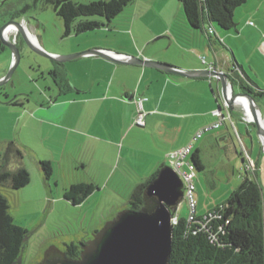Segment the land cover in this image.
Here are the masks:
<instances>
[{"label": "crops", "instance_id": "0c3cea01", "mask_svg": "<svg viewBox=\"0 0 264 264\" xmlns=\"http://www.w3.org/2000/svg\"><path fill=\"white\" fill-rule=\"evenodd\" d=\"M175 1L179 4L178 15L167 26L152 30L149 39L138 40L131 22L124 30L97 28L105 30L103 35L110 37L108 43L68 39L64 49L51 52L104 48L184 70L213 67L229 75L231 68L224 65L227 57L218 55L217 43L222 41L204 31L190 29L184 22L180 2ZM179 15L182 20L175 29ZM24 23L35 42L49 50L32 22ZM121 31L125 37L120 36ZM153 36L164 41L154 42ZM64 68L68 85L55 88L52 101L18 105L25 121L31 118L38 126L53 129V157L48 156V161L52 165L50 176L53 174L54 185L56 188L60 185L61 192L77 181L93 182L96 186L93 191L109 184L132 189L138 182L136 176L145 178L161 165H169L171 151L192 143L186 160L196 152L203 164L201 153L205 143L231 140L233 132L241 145L238 166L259 180L264 169L261 143L255 140L249 128L252 122L245 119L243 111L235 105L230 109L224 103L216 78L187 77L96 55L68 61ZM139 100L145 111L143 126L134 124ZM219 106L221 115L215 113ZM221 118V124L213 127ZM205 127L211 128L195 139V134ZM254 140L259 145L257 153ZM250 163L253 167L247 170ZM195 213L205 214L197 208Z\"/></svg>", "mask_w": 264, "mask_h": 264}, {"label": "rangeland", "instance_id": "374dc122", "mask_svg": "<svg viewBox=\"0 0 264 264\" xmlns=\"http://www.w3.org/2000/svg\"><path fill=\"white\" fill-rule=\"evenodd\" d=\"M178 11L179 4L175 0H133L111 19L108 27L124 30L132 22L133 33L137 39H149L152 37V30L164 24L167 26L178 15ZM24 15L32 22L36 33L43 38L49 49H44L47 52L58 48L64 49L68 39H86L100 44L108 43L110 40V37L103 35L105 30L101 29L64 36L62 19L57 15L54 5L52 7L46 0H37ZM181 15L177 17L178 25L182 20ZM91 18L105 22L102 16ZM234 20L236 26L231 29H222L216 23H212L216 32L211 37L222 41L217 43L218 55L223 54L227 57L224 65H229V68H232V62L236 61L243 72L236 70L237 73L244 80H246L245 76L248 77L263 89L264 0H246L235 8ZM121 32L120 36L125 37L124 32ZM6 36L11 39L13 31L9 30ZM152 39L155 40L154 42L164 41L159 36H153ZM68 53L59 52L58 54ZM11 59V51L8 48L0 51V76L8 71ZM67 62H64L63 67ZM50 63V59L33 52L22 55L11 78L0 86V92L8 94V96L0 94V156L6 144L14 141L22 151L21 163L30 175L29 182L18 189L0 188V192L7 199V210L12 217V222L27 230V244L23 258H29L36 250L40 251L54 241L57 244L69 242L91 232L112 217L116 211L128 205L127 197L132 190L125 185L118 187L109 184L107 187L93 191L81 203L73 204L63 197V192L59 189L60 185L56 188L53 174L47 177L40 169V160L48 161V156L53 157V129L46 125L38 126L31 118L25 121V116L19 112L18 105L10 104L8 101L16 97L22 98L23 105H32L36 102L45 103L48 97H53V78L51 79L47 73ZM46 85L52 88L45 90ZM233 89L235 92L240 90L236 78H234ZM259 105L264 114V97L260 98ZM249 128L253 130L255 140H258L253 123ZM248 139L250 140L249 137ZM255 140L254 151L257 153L259 145ZM205 145L206 148L201 153L203 168L196 169L193 177L195 209L204 213L227 199L245 175L242 168L238 166L241 145L234 132L231 140H220L217 143L211 142ZM38 155L41 158H37ZM15 165H17L15 162H11L9 167L12 168ZM185 167L188 168V165L186 164ZM231 167H234L233 174ZM73 172L74 170L71 169L70 175ZM250 176L253 177L251 174ZM258 177L264 196V169L260 171ZM136 179L139 182L142 177L136 176ZM190 211L188 198L184 196L177 205L176 215L188 219Z\"/></svg>", "mask_w": 264, "mask_h": 264}, {"label": "trees", "instance_id": "16d2710c", "mask_svg": "<svg viewBox=\"0 0 264 264\" xmlns=\"http://www.w3.org/2000/svg\"><path fill=\"white\" fill-rule=\"evenodd\" d=\"M133 0H96L78 2L74 0H54L60 4L56 13L64 25L63 35L80 34L95 30L103 26L108 27L111 19L119 13L125 5ZM182 6L184 22L190 29L204 31L208 36L214 33L212 23L222 29H231L236 26L234 10L246 0H177ZM104 16L105 22L92 20L91 17ZM174 28H178V21ZM173 28V30H174ZM212 29V32L209 30ZM5 47L0 41V51ZM232 70L228 75L234 83L236 78L240 90L249 91L258 101L264 97V89L257 87L252 80L245 76L236 61L232 62ZM64 86L67 87L65 75ZM254 125V124H253ZM0 160V188L18 189L30 180L27 169L22 165V151L14 141L6 144L1 152ZM190 161L196 172L203 168V164L196 152L191 155ZM11 162L17 165L9 167ZM164 166L161 165V167ZM39 167L49 176L52 165L47 160H40ZM160 168L142 178L132 188L127 197V206L140 209L144 205L143 194L147 183L156 176ZM231 192L230 196L215 205L207 213L196 215L192 220L176 215V222L172 226L171 251L168 264H264V196L263 187L259 180L247 171ZM93 182L77 181L71 183L64 191L63 197L73 204H77L95 189ZM0 203L3 205L5 224L15 230L16 234L24 228L16 226L8 213V204L5 196L0 192ZM21 234V233H20ZM1 235V234H0ZM3 242L0 236V250ZM3 250V249H2ZM70 257L76 255L69 250ZM74 251V250H73ZM10 250L8 257H14Z\"/></svg>", "mask_w": 264, "mask_h": 264}, {"label": "water", "instance_id": "95a60500", "mask_svg": "<svg viewBox=\"0 0 264 264\" xmlns=\"http://www.w3.org/2000/svg\"><path fill=\"white\" fill-rule=\"evenodd\" d=\"M8 0H1V2ZM17 28L27 54L33 52L51 61L64 63L87 55H96L117 63L142 65L157 68L187 77L209 76L220 83V95L224 103L234 109L236 99H246L251 121L264 152V116L259 101L247 90L235 92L226 72L216 69L184 70L171 64L128 55L104 48H89L75 53L56 54L39 46L19 21L10 20L0 26V41L11 51L8 71L0 76V86L12 76L21 59V50L6 33ZM221 110V107H218ZM184 197V182L170 165L160 167L156 176L145 186L144 205L140 209L126 206L106 219L90 239L83 243L77 258L67 257L59 251L56 259L44 256V264H168L171 251L172 226L177 205Z\"/></svg>", "mask_w": 264, "mask_h": 264}, {"label": "flooded vegetation", "instance_id": "af4514ba", "mask_svg": "<svg viewBox=\"0 0 264 264\" xmlns=\"http://www.w3.org/2000/svg\"><path fill=\"white\" fill-rule=\"evenodd\" d=\"M37 0H8L1 2L0 0V26L5 24L6 22L10 20L19 21L22 24H26L25 22H30V20L25 17V13L35 4ZM51 3L52 7L54 5V0H46ZM55 7L59 8L60 4L55 3ZM101 16V15H96ZM104 17V16H102ZM92 20H95L91 18ZM99 21V20H98ZM10 31H13V37L11 40L15 42V44L19 47L21 50V55H27V48L24 44V41L21 37V34L19 33V30L17 28L10 29ZM6 48V47H5ZM64 63H59L55 61H51L50 65L47 67V73L50 75L52 79V86L53 88H60L64 86L63 77L65 75V68L63 67ZM47 86V85H46ZM52 86L45 87V90L51 89ZM53 89V90H54ZM0 94H4L5 96L8 94L6 92H0ZM53 97H48L46 101H52ZM10 104L13 105H23L24 101L21 99H18L16 97L10 98L8 101ZM86 198V197H85ZM84 198V199H85ZM83 199V200H84ZM82 200V201H83ZM80 201L79 203H81ZM77 203V204H79ZM3 205L0 203V236L1 241L3 242V247L0 250V264H44V256L48 257L52 255L51 259H56L58 256L57 254L59 251H63L64 254L67 257L69 256V250L71 249L72 252L76 255L74 258H77L80 254L82 245L86 240L90 239L92 235L103 225V222L98 226L95 227L91 232H88L80 237H78L75 240H71L69 242H60V244H57L55 241L53 243L48 244L44 249L38 251L36 250L33 255H31L29 258H23V252L25 250L26 244H27V230L24 229L23 232H20L19 234H16L15 230H11L6 224H5V218H4V212H3ZM3 249V250H2ZM10 250L15 253L14 257H8L10 254ZM74 250V251H73ZM73 258V257H71Z\"/></svg>", "mask_w": 264, "mask_h": 264}, {"label": "built area", "instance_id": "2783aa9c", "mask_svg": "<svg viewBox=\"0 0 264 264\" xmlns=\"http://www.w3.org/2000/svg\"><path fill=\"white\" fill-rule=\"evenodd\" d=\"M212 32V29L209 30ZM204 61V60H202ZM209 69H214L213 67H210ZM138 112L135 116L134 119V124L137 126H143L144 125V116H145V111H143L142 108V103L139 100L138 102ZM217 115H221V110L217 109L215 111ZM223 117V116H222ZM222 118L215 122L213 124V127H217L221 124ZM211 127H205L199 132H197L194 136V138H198L201 133L205 130H208ZM192 143H189L188 145L178 148L176 150H173L169 153L168 158H169V165L173 167L178 175L182 178L184 182V196L188 198L189 205L191 207V211L188 217V220H192L193 217L195 216V199L193 197V191H194V183H193V177L195 175V169L194 165L190 160H186L187 155L190 153L192 149ZM188 165V168L185 167V165ZM253 167V163L247 164L246 169L250 170ZM176 222V218L174 223Z\"/></svg>", "mask_w": 264, "mask_h": 264}, {"label": "bare ground", "instance_id": "6f19581e", "mask_svg": "<svg viewBox=\"0 0 264 264\" xmlns=\"http://www.w3.org/2000/svg\"><path fill=\"white\" fill-rule=\"evenodd\" d=\"M234 105L239 107L243 111V115L246 119H249L251 117L248 109V102L246 99H236Z\"/></svg>", "mask_w": 264, "mask_h": 264}]
</instances>
